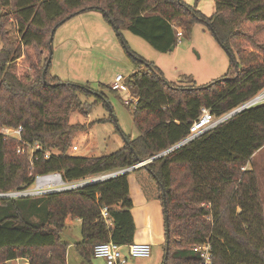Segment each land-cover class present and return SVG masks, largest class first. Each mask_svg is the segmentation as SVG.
Here are the masks:
<instances>
[{
  "label": "trees",
  "instance_id": "1",
  "mask_svg": "<svg viewBox=\"0 0 264 264\" xmlns=\"http://www.w3.org/2000/svg\"><path fill=\"white\" fill-rule=\"evenodd\" d=\"M214 4L213 14L204 16L183 0H0V128L22 127L20 141L0 132V192L25 189L38 173L59 172L65 181H73L130 167L183 140L200 107L218 118L263 88L264 0ZM89 9L100 11L119 36L123 26L160 52L176 45L177 25L189 35L193 22L201 21L228 53V70L206 84L183 77L172 82L152 61L125 45L134 66L126 82L137 97L132 105L137 135H123L124 144L111 153H69L70 140L81 129L69 123L79 95L97 100L106 95L87 83L50 73L48 45L41 67L29 65L24 57L31 67L27 72L16 61L25 48L46 43L48 30L50 35L69 17ZM8 21L14 22L15 44L7 39ZM35 143L40 148L30 153L29 145ZM263 145L260 102L130 171L143 197L158 199L167 218V254L161 264H205L193 249L205 242L211 256L206 264H264V214L257 179L253 170L241 169ZM18 147L24 152L17 153ZM47 149L52 152L44 157ZM128 174L73 189L0 197V264L18 257L30 264H67L68 243L60 232L76 219L81 238L72 246L80 264H91L97 242H132ZM102 205L107 206V218L100 214ZM40 210L42 217L31 219Z\"/></svg>",
  "mask_w": 264,
  "mask_h": 264
},
{
  "label": "rangeland",
  "instance_id": "2",
  "mask_svg": "<svg viewBox=\"0 0 264 264\" xmlns=\"http://www.w3.org/2000/svg\"><path fill=\"white\" fill-rule=\"evenodd\" d=\"M183 1L204 16H211L215 10L214 0ZM6 27L9 29L7 39L15 44L18 38L14 22L8 21ZM176 27L183 32L180 25ZM118 31L121 36L105 20L100 11L92 9L69 17L59 24L52 34L50 73L58 75L62 80L79 84L87 83L106 95L103 101L97 100L96 96L80 94L79 106L69 113V123L81 127L74 133L69 143L78 146V150L75 151L78 155L98 156L111 153L124 144L123 135L133 138L138 133L132 118L133 106L124 102L129 98V94L125 91H111L106 87L110 86L117 74L126 78L133 72L134 66L125 45L145 60L152 61L154 65L160 67L164 77L172 82L189 78L197 85L206 84L224 75L229 67L228 53L201 21L193 22L189 35H184L183 32V36L177 39L174 48L165 52L155 50L147 41L123 26ZM48 36L49 30L44 36L46 43L25 48L22 52L24 56L22 55L16 63L24 67L27 72H31L29 65H33V62L37 64V68L41 67L48 55ZM24 57L30 61L29 65L24 61ZM24 62L26 65L23 64ZM66 151L71 153L69 146ZM241 169L254 171L264 214V145L253 153ZM129 178L133 180L132 176ZM43 214L44 211L40 210L33 214L31 219L38 220ZM159 220L164 230L165 220L161 211ZM153 221L154 217L151 215L150 225ZM152 230L154 232L155 229ZM60 237L68 243L67 264H80V257L72 246L81 238L80 222L74 220L60 232ZM162 248L163 245L158 243L156 236L150 244L149 256L127 255L126 264H161L164 254ZM122 249L124 251L125 247ZM24 258L18 257L6 264L17 263ZM157 258L161 260L154 263ZM91 263L106 264L102 259L95 257L91 258Z\"/></svg>",
  "mask_w": 264,
  "mask_h": 264
},
{
  "label": "built area",
  "instance_id": "3",
  "mask_svg": "<svg viewBox=\"0 0 264 264\" xmlns=\"http://www.w3.org/2000/svg\"><path fill=\"white\" fill-rule=\"evenodd\" d=\"M176 28V36L177 39L182 35V31ZM110 88L115 91H125L129 94V98L125 99L124 102L127 105H133L137 101V97L133 95L129 89V86L126 82V78L117 74L112 83L110 84ZM264 102V87L261 88L256 94H254L251 98L241 103L237 107L233 108L235 110L239 107L246 108L250 107L254 104ZM230 110V111H232ZM229 111V112H230ZM227 112V113H229ZM226 113V114H227ZM221 117H214V115L209 111L205 106L200 107V112L198 116L191 122L189 126V133L183 140H190L195 136L203 133L204 131L212 128L220 121L226 119L225 115ZM21 131L22 127H9L4 126L2 129L0 128V132L4 135L15 137L19 141L21 140ZM185 141V142H186ZM39 144L29 145L30 153L34 149H39ZM78 150V146L76 144H72L70 146L71 153H75ZM17 153L24 152L22 147H18L16 149ZM52 151L49 149L44 151V157H48ZM32 156V155H30ZM106 174V173H105ZM105 174L100 175H92L84 178H80L78 180L73 181H65L59 172H47V173H38L33 177L32 185L28 186L25 189H14L8 191H1L0 197H17V196H31V195H39L51 191H59L65 189H73L87 184L89 181L97 178V177H105ZM102 177V179H103ZM100 214L103 218L108 217V210L106 205H102L100 208ZM126 247V253L124 254L121 250V247ZM195 251L199 253V257L201 262L210 263V246L208 243H201L195 245L193 247ZM150 254V244L146 242H130L125 245H120L112 240L100 241L94 244L92 249V257L101 258L104 260L106 264H126L127 263V255L131 257H147ZM13 264H30L27 258L22 259L20 262Z\"/></svg>",
  "mask_w": 264,
  "mask_h": 264
},
{
  "label": "crops",
  "instance_id": "4",
  "mask_svg": "<svg viewBox=\"0 0 264 264\" xmlns=\"http://www.w3.org/2000/svg\"><path fill=\"white\" fill-rule=\"evenodd\" d=\"M89 10H92V9H89ZM89 10H85V11H89ZM130 171L131 170L128 171L129 172V174H128L129 196L131 197L132 203H133L132 207L130 208V211L132 213V217H133V221H134V227H135L133 241L134 242H146V243L151 244L152 241H154L155 237L157 236L158 237V243L160 245H163L164 240H165L164 239V230L162 229L163 226L161 227V223L159 220L160 211H161V213L163 212L162 205L158 199L146 200L143 197V195H142V193H141V191H140V189H139V187H138V185L134 179V176ZM130 176L133 177V180L129 178ZM151 215L154 217V221H153L152 225H150V216ZM164 220H165V217H164ZM151 227L155 229L154 232H153ZM123 247H125V246H123ZM121 250L124 254L126 253V247H125L124 251L121 247ZM162 251H164L163 248H162ZM163 256H164V254H163ZM160 260H159V258H157L154 263H157ZM162 260H161V262H162ZM127 263H128V260H127Z\"/></svg>",
  "mask_w": 264,
  "mask_h": 264
},
{
  "label": "water",
  "instance_id": "5",
  "mask_svg": "<svg viewBox=\"0 0 264 264\" xmlns=\"http://www.w3.org/2000/svg\"><path fill=\"white\" fill-rule=\"evenodd\" d=\"M53 31H54V28L52 29V31H51V33H50V35H49V39H48L49 55H48V58H47V62L50 61V55H51V51H52V48H51V40H52V34H53ZM173 48H174V45H171V46L169 47V50H172ZM43 73H44V70H43ZM241 109H243V108H242V107H239V108H237V109H235V110L230 111L229 113H227V114L225 115V118L231 116L232 114L236 113L237 111H239V110H241ZM185 141H186V140H181V141H179V142L173 144L172 146L168 147L167 149H165V150H163V151H161V152L155 154L154 156H152V157H150V158H147V159H144V160H138V162H137L136 164H134V165H132V166H130V167H126V168H123V169H119V170H116V171H112V172L106 173V174H105V177H103V176H102V177H103V179H104V178H108V177L114 176V175H116V174H121V173H124V172H128L129 170H132V169L135 168V167H138V166H141V165H145L146 163L150 162L152 159H154V158H156V157H159V156H161V155H163V154L169 152L170 150H172V149H174V148L180 146V145L183 144ZM102 177H97V178H95V179L89 181L88 183L95 182V181H98V180H102ZM165 225H166V232H167V230H168V226H167V218H166V216H165ZM167 242H168V234L166 235V243H167ZM166 254H167V249L165 250V255H164V257H166ZM163 263H164V262H163ZM163 263H162V264H163Z\"/></svg>",
  "mask_w": 264,
  "mask_h": 264
}]
</instances>
